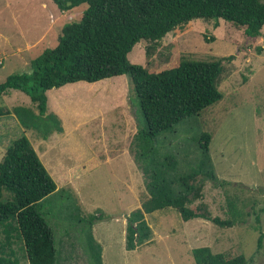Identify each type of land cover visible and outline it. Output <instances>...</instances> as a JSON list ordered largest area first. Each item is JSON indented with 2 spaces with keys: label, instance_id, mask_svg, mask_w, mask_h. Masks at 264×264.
<instances>
[{
  "label": "rangeland",
  "instance_id": "obj_1",
  "mask_svg": "<svg viewBox=\"0 0 264 264\" xmlns=\"http://www.w3.org/2000/svg\"><path fill=\"white\" fill-rule=\"evenodd\" d=\"M85 8L81 3L61 11L52 0H0V82L15 72L29 73L32 60L57 45L61 26L78 20ZM147 45L136 43L128 59L155 72L183 60L223 59L217 81L221 98L149 144L157 153L173 154L185 172L199 154V135L209 132L213 170L227 182L203 178L202 196L190 206L204 203L212 215L229 217L228 200L234 198L244 222L184 221L165 206L145 213L149 237L126 246L127 216L148 192L132 153L134 135L146 122L130 98L125 74L47 90V122L53 128L47 135L42 121L30 126L28 115L20 120L14 112L18 107L38 114L25 94L14 89L3 94L0 105L12 114L0 115V159L6 145L24 134L56 182L40 204L53 230L58 264H195L191 249L200 245L264 264V25L261 36L252 38L223 19L195 18L183 31L167 33L149 55ZM3 193L7 199L9 192ZM15 249L27 264L22 250Z\"/></svg>",
  "mask_w": 264,
  "mask_h": 264
},
{
  "label": "trees",
  "instance_id": "obj_2",
  "mask_svg": "<svg viewBox=\"0 0 264 264\" xmlns=\"http://www.w3.org/2000/svg\"><path fill=\"white\" fill-rule=\"evenodd\" d=\"M61 11L85 3L78 20L61 26L58 43L45 48L32 60L29 73L15 72L0 82V97L14 89L25 94L38 114L14 108L20 120L30 117V126L49 133L46 91L77 81L99 82L125 74L136 105L146 122L134 135L133 157L140 168L148 192L141 206L127 216L125 243L134 247L150 235L146 212L170 206L184 221L203 217L220 226L244 222L243 211L232 198L229 217L212 215L206 204L190 205L202 196L203 178L219 179L208 154L211 134L198 137L199 154L190 170L180 172L171 153H157L149 144L157 134L174 128L181 121L199 114L218 101L217 81L223 71V59L183 60L175 67L155 72L128 59L129 52L141 40L148 41L147 55L169 32L184 30L193 19H223L244 27L247 36L258 38L264 25V1L260 0H52ZM134 105V103H133ZM136 107V106H135ZM12 114L0 105V115ZM62 126L57 121V129ZM24 134L5 147L0 159V264H58L53 230L40 201L56 189L51 175ZM4 189L8 198L4 199ZM91 223H89V226ZM89 232V239L91 241ZM259 234L257 243H261ZM15 245V247H14ZM95 256L99 259V250ZM195 264H248L242 253L227 255L212 251L208 245L191 249Z\"/></svg>",
  "mask_w": 264,
  "mask_h": 264
}]
</instances>
